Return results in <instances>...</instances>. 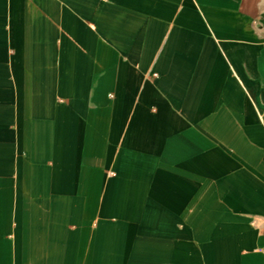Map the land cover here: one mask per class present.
<instances>
[{
  "label": "crops",
  "instance_id": "0c3cea01",
  "mask_svg": "<svg viewBox=\"0 0 264 264\" xmlns=\"http://www.w3.org/2000/svg\"><path fill=\"white\" fill-rule=\"evenodd\" d=\"M0 264H264V0H0Z\"/></svg>",
  "mask_w": 264,
  "mask_h": 264
}]
</instances>
